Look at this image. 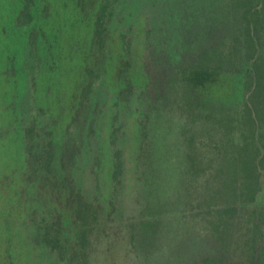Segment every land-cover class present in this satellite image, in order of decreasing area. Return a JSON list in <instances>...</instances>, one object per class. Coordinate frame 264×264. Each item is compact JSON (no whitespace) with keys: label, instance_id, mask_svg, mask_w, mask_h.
<instances>
[{"label":"rangeland","instance_id":"374dc122","mask_svg":"<svg viewBox=\"0 0 264 264\" xmlns=\"http://www.w3.org/2000/svg\"><path fill=\"white\" fill-rule=\"evenodd\" d=\"M230 1L0 0V264H202L225 250L204 237L203 210L182 190L186 122L156 101L144 63L232 40L240 25ZM255 62L258 87L246 93L244 71L220 72L200 87V111L236 118L244 105H264V56ZM196 143L210 155L206 137ZM77 193L98 211L83 248ZM263 204L262 190L242 212ZM238 233L233 259L245 254Z\"/></svg>","mask_w":264,"mask_h":264},{"label":"trees","instance_id":"16d2710c","mask_svg":"<svg viewBox=\"0 0 264 264\" xmlns=\"http://www.w3.org/2000/svg\"><path fill=\"white\" fill-rule=\"evenodd\" d=\"M113 1L104 0V8ZM229 5L238 14L240 25L232 40L213 37L201 46L190 44L187 59H172L174 55L170 53L169 61L159 63L148 57L144 67L148 88L152 83L158 93L154 97L156 101L161 107L176 111L186 122L181 133L187 148L184 156L188 164V184L182 190L191 202L188 203H194L192 208L203 210L200 218L205 217L206 221L200 229L204 237L225 249L205 255L201 258L202 264H264V204L258 210L242 212V205L254 202L257 194L264 192V105H244L236 118L232 115L231 118H215L212 111H200V87L220 72L244 71L246 93L259 86L262 63L255 61L264 56L259 48L264 40V0H231ZM24 9L26 23L30 15L27 6ZM96 25L95 32L102 37L100 17ZM89 90L87 86L85 91ZM144 127L145 124L140 127L142 142L146 138ZM214 130L215 136L211 135ZM200 136L209 142L212 149L209 156L195 153ZM142 148L145 151V147ZM140 156L146 158L147 155L141 152ZM120 159V153L115 152L112 174L115 180L122 171ZM74 200L80 227L77 245L83 248L88 242L92 221L98 219V211L95 204L79 193ZM197 214L200 213L190 214L193 227L197 224ZM146 223L148 221L141 219L137 223L145 234L148 231L142 225ZM237 231H240L236 235L239 244L235 248L244 244L245 254L235 255L233 259L234 254L229 258L227 248Z\"/></svg>","mask_w":264,"mask_h":264}]
</instances>
